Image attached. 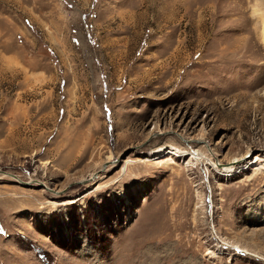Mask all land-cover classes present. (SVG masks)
<instances>
[{"label":"rangeland","instance_id":"obj_1","mask_svg":"<svg viewBox=\"0 0 264 264\" xmlns=\"http://www.w3.org/2000/svg\"><path fill=\"white\" fill-rule=\"evenodd\" d=\"M263 26L264 0H0V264H264Z\"/></svg>","mask_w":264,"mask_h":264},{"label":"bare ground","instance_id":"obj_2","mask_svg":"<svg viewBox=\"0 0 264 264\" xmlns=\"http://www.w3.org/2000/svg\"><path fill=\"white\" fill-rule=\"evenodd\" d=\"M262 30H263V33H262L263 36H262V37H264V26H263V29H262ZM263 41H264V40H263ZM184 143H185V145L190 146V142L187 141V142H184ZM195 154H196V153H195ZM195 156H197V155H195ZM259 160H260L259 157L256 156L255 160H254V161H251V160H250L249 163H250V165L257 166L258 163H259ZM232 163H235V162H232ZM213 165H214L215 167H218V166H219L221 169H224V170H221V171L228 172V173H231V174H232L233 171L235 170V168H233L232 166H224V165H222V164H216V163H214ZM229 175H230V174H229ZM96 178H99V177H98V176L96 177V176L94 175V176H91V177H90V180L93 181V180H95ZM32 182H35V180H30V181L27 182V183L30 184V183H32Z\"/></svg>","mask_w":264,"mask_h":264},{"label":"water","instance_id":"obj_3","mask_svg":"<svg viewBox=\"0 0 264 264\" xmlns=\"http://www.w3.org/2000/svg\"><path fill=\"white\" fill-rule=\"evenodd\" d=\"M184 142H186V141H184Z\"/></svg>","mask_w":264,"mask_h":264}]
</instances>
